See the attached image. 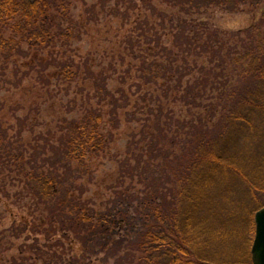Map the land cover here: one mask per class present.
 I'll return each mask as SVG.
<instances>
[{
  "label": "trees",
  "instance_id": "16d2710c",
  "mask_svg": "<svg viewBox=\"0 0 264 264\" xmlns=\"http://www.w3.org/2000/svg\"><path fill=\"white\" fill-rule=\"evenodd\" d=\"M140 1L159 15L163 30L166 23L171 37L170 46L159 34L148 37L146 51L166 61L161 68L152 61L162 73L151 74L149 80H175L178 101L202 107L205 114L181 120L172 114L163 118L162 110L155 113L152 130L147 134L142 130L136 148L117 160L113 206L99 210L83 197V179L91 173L93 159L113 157L109 146L129 99L123 90L108 89L110 76L92 69L88 60L80 65L67 56L72 42L81 39L83 26L72 19L68 0H0L4 62L26 58L32 50H49V58L34 54L26 62L30 71L42 70L43 84L53 76L67 83L81 80L90 87L86 103H95L80 117L62 119L55 130L37 134L28 158L18 138L12 141L0 124V175L20 177L40 214V223L32 225L34 233L46 239L61 235L80 245V255L67 264H93V257L105 251L104 264H226L217 246L230 231L224 228L227 219L222 222L220 210L240 206L248 219L249 210L254 214L264 207L258 199L264 193V16L241 32L219 31L195 17L189 21L182 17L209 7L235 12L242 5L253 10L259 2L162 0L177 10L169 15L152 1ZM92 20L93 16L87 22ZM137 27L146 34L141 24ZM125 43L136 58L135 41L127 37ZM143 63L146 75L153 64ZM51 68L55 72L45 75ZM185 77L194 79L183 86ZM172 92L169 86L165 97ZM19 121L22 127L25 123ZM39 259L43 255L38 254L36 262ZM26 260L2 264H27Z\"/></svg>",
  "mask_w": 264,
  "mask_h": 264
},
{
  "label": "rangeland",
  "instance_id": "374dc122",
  "mask_svg": "<svg viewBox=\"0 0 264 264\" xmlns=\"http://www.w3.org/2000/svg\"><path fill=\"white\" fill-rule=\"evenodd\" d=\"M68 1L67 7L72 19L81 21L83 26L80 28L81 39L72 42L67 56L80 65L88 60L92 69L103 71L110 76L108 89L112 92L123 90L129 99L128 107L120 114V126L114 132L113 141L109 146L110 155L113 157L101 156L93 159L89 163L91 173L83 179L86 187L83 197L93 201L96 208L102 211L107 207L111 208L115 200L114 186L118 177V161L124 159L127 152H132L143 139L142 130L146 134L152 130L155 113L160 115L162 110L163 118L165 114H172L178 119L190 120L199 114L204 115L206 111L202 107H188L178 101L180 92L176 90L175 80L170 83L164 78L157 79V82L149 80L151 74L162 73L160 64L166 61L146 51L148 37L159 34L165 45L170 46L171 43L170 30L166 23L165 29L161 28L158 14L154 15L155 12L146 10L140 0ZM149 1H152L160 12L169 15L177 13V10L168 8L162 0ZM256 1L259 4L253 10L242 5L235 12L209 7L196 15L184 14L182 19L189 21L195 17L198 21H204L211 29L241 32L259 22L264 16V0ZM92 8L94 12L91 11ZM92 16L93 20L87 22ZM138 24L147 29L146 34L138 29ZM6 36H10V32H7ZM127 37L135 41L136 58L126 48ZM22 47L28 48L25 44ZM29 52L26 58L12 57L8 63L4 62V56L0 52V124L7 129L12 141L18 138L25 148L27 158L31 155L29 148L34 144L33 140L37 134L55 130L62 119L78 118L84 109L95 107L93 101L86 103L90 87L81 80L67 83L53 76L49 78V84H43L40 77L42 70L30 71L26 62L31 60L34 54L49 58V50ZM144 60L146 65L153 64L151 72L149 66V71L145 70L146 75H143L142 71ZM153 60L157 61L159 68L155 67ZM36 65V68L41 69ZM29 71L30 74L24 76ZM50 72H55V69H48L45 75ZM193 79L185 77L183 86L191 83ZM169 86L173 92L166 98L164 94ZM200 102L206 104L204 100ZM19 120L25 123L22 127ZM21 129L23 131L19 139L18 133ZM10 174L7 172L0 175V264L10 263L12 260L20 261L23 257L27 259V264H35L38 254L43 255V260L39 259L37 264H67L71 257L80 255L78 243L61 235L46 239L42 234L32 231L33 223H40V214L33 207L34 201L20 183V177L15 178L13 175L15 179H12ZM246 195L250 196L249 191ZM258 195V199L261 198L259 202L263 203L264 193ZM230 204L232 201L228 203ZM220 211L224 217L222 222L225 223L227 219L224 228L230 231L222 239L223 244L217 246L220 248L223 263L248 264L254 237L255 212L251 214L253 209L249 210L247 219V215L241 214L240 206L222 208ZM232 212L238 216L230 217ZM232 232H237V236ZM35 245L38 250L30 249V246ZM106 256V251L94 256L93 264H104L103 258ZM108 257L111 260V255Z\"/></svg>",
  "mask_w": 264,
  "mask_h": 264
},
{
  "label": "water",
  "instance_id": "95a60500",
  "mask_svg": "<svg viewBox=\"0 0 264 264\" xmlns=\"http://www.w3.org/2000/svg\"><path fill=\"white\" fill-rule=\"evenodd\" d=\"M255 234L251 247L252 264H264V207L254 215Z\"/></svg>",
  "mask_w": 264,
  "mask_h": 264
}]
</instances>
